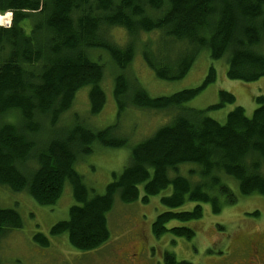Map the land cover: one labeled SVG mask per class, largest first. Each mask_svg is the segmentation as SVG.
<instances>
[{"label":"trees","instance_id":"trees-1","mask_svg":"<svg viewBox=\"0 0 264 264\" xmlns=\"http://www.w3.org/2000/svg\"><path fill=\"white\" fill-rule=\"evenodd\" d=\"M5 14L11 22L0 26V188L53 206L69 183L76 204L67 220L50 228V236L66 234L73 249L96 252L112 239L108 217L117 208L116 196L127 205L141 195L147 204L171 188L159 200L166 211L155 217L151 234L188 241L195 231L184 224L202 218V204L217 215L236 202L226 179L238 195L264 198V97L254 99L258 106L251 117L236 107L220 124L207 112L234 104L230 93L219 91V102L206 110L185 107L215 82L213 67L199 87L154 98L124 75H130L141 44V60L159 80L184 78L201 50L212 61L225 58L228 80L264 79V0H0V15ZM147 34L152 39L144 40ZM108 74L110 89L104 86ZM101 85L108 93L112 87L117 116L131 106L165 114L167 121L131 147L122 172L96 195L75 164L94 147L128 146L118 123L94 130L87 122L105 107ZM80 93L82 108L76 107ZM184 165L194 168L186 173ZM20 228L17 211L0 208V238ZM32 240L50 246L41 233ZM105 254L108 261L112 254ZM163 264L189 263L165 253Z\"/></svg>","mask_w":264,"mask_h":264},{"label":"rangeland","instance_id":"rangeland-1","mask_svg":"<svg viewBox=\"0 0 264 264\" xmlns=\"http://www.w3.org/2000/svg\"><path fill=\"white\" fill-rule=\"evenodd\" d=\"M0 18V26H7L11 22L10 14L0 15ZM116 37L119 38L120 35L117 34ZM147 39H152L150 34H147L144 40ZM137 48V58L127 70L130 75H124L131 85L137 83L152 98L199 87L210 67L215 70V82L187 102L185 107L206 110L219 102V91L230 93L235 98L234 104L207 112L208 117L224 124L227 114L236 107H241L245 116L251 117L258 106L254 99L264 97V79L252 83L228 80L225 58L212 61L206 50L199 52L184 78L169 82L154 76L141 60L142 45L139 44ZM107 76L104 86L110 89L111 77L110 74ZM102 89L106 96L105 107L100 114L90 116L87 122L94 130L118 123V130L127 138L128 146L123 149L94 147L90 156L83 157L82 162L75 164V171L83 177L84 184L96 195L104 193L105 186L113 180V174L118 176L122 172L128 163L131 147L150 137L167 121L165 114H155L131 106L117 116L112 87L109 93L103 86ZM82 91L87 95V88ZM76 101V107H84L85 94H78ZM183 168L187 173L194 165H184ZM194 179L196 180L195 177ZM226 183L237 195L236 202L224 205L217 215L211 213L209 204H202V218L184 224L195 231V236L188 241L167 234L156 239L151 234L150 228L155 217L166 211L159 200L162 196L169 195L171 188L150 197L147 204L141 203V195L136 202L127 205H122L116 196L113 208H117L108 217L112 239L96 252H80L73 249L66 234L55 237L49 234L55 223L67 220L68 209L76 204L69 183L64 185L59 200L53 206H39L24 192L17 197L12 195L19 193H7L6 189L0 188V208L16 210L22 221V228L12 230L11 234L0 238V264H127L129 260V264H148V260L152 264H163L165 253L174 254L177 262L185 261L189 264H240L238 261L249 259L244 249L250 240L264 244V198L255 194L240 196L231 179H226ZM17 202L20 205L18 207L15 205ZM193 206L190 204L181 210L191 209ZM36 233L47 237L50 246L42 248L35 244L32 237ZM109 251L112 256L107 261L105 253ZM123 256H127L129 260ZM250 262L260 264L257 258H251Z\"/></svg>","mask_w":264,"mask_h":264},{"label":"flooded vegetation","instance_id":"flooded-vegetation-1","mask_svg":"<svg viewBox=\"0 0 264 264\" xmlns=\"http://www.w3.org/2000/svg\"><path fill=\"white\" fill-rule=\"evenodd\" d=\"M245 253L250 251L249 257L257 258L260 264H264V244L260 241H249V245L244 249ZM250 258V259H251ZM248 264H252L251 262Z\"/></svg>","mask_w":264,"mask_h":264},{"label":"built area","instance_id":"built-area-1","mask_svg":"<svg viewBox=\"0 0 264 264\" xmlns=\"http://www.w3.org/2000/svg\"><path fill=\"white\" fill-rule=\"evenodd\" d=\"M10 25V24H9ZM9 25L5 26V27H9Z\"/></svg>","mask_w":264,"mask_h":264}]
</instances>
